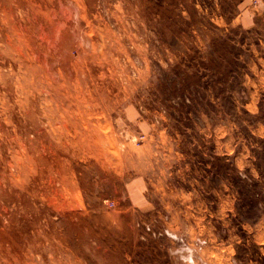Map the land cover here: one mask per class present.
Here are the masks:
<instances>
[{"label": "rangeland", "instance_id": "rangeland-1", "mask_svg": "<svg viewBox=\"0 0 264 264\" xmlns=\"http://www.w3.org/2000/svg\"><path fill=\"white\" fill-rule=\"evenodd\" d=\"M0 264H264V0H0Z\"/></svg>", "mask_w": 264, "mask_h": 264}]
</instances>
